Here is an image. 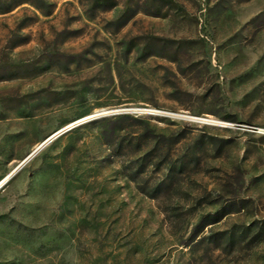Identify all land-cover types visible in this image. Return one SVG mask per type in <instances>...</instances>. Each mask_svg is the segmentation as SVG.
Here are the masks:
<instances>
[{"label":"rangeland","instance_id":"obj_1","mask_svg":"<svg viewBox=\"0 0 264 264\" xmlns=\"http://www.w3.org/2000/svg\"><path fill=\"white\" fill-rule=\"evenodd\" d=\"M67 127L0 264H264V0H0V180Z\"/></svg>","mask_w":264,"mask_h":264},{"label":"bare ground","instance_id":"obj_2","mask_svg":"<svg viewBox=\"0 0 264 264\" xmlns=\"http://www.w3.org/2000/svg\"><path fill=\"white\" fill-rule=\"evenodd\" d=\"M149 109V108H148ZM155 112H160V113H173V112H166V111H163V110H155V109H151ZM174 114H178L180 115L179 113H174ZM89 118V117H88ZM84 119H87V118H82L80 120H78L77 122H81L83 121ZM214 123L216 124H220V125H230L228 122H223V121H219V120H215V119H212L210 118ZM74 123V122H73ZM40 145V143L33 149L35 150L38 146ZM44 146L40 147L35 154H32L30 155L29 157H26L24 160H22L15 168H13L8 174H6L1 180H0V188L13 176L14 172L15 171H18L20 170L33 156H35ZM32 150V151H33Z\"/></svg>","mask_w":264,"mask_h":264},{"label":"built area","instance_id":"obj_3","mask_svg":"<svg viewBox=\"0 0 264 264\" xmlns=\"http://www.w3.org/2000/svg\"><path fill=\"white\" fill-rule=\"evenodd\" d=\"M126 112H135L137 114H148V115L160 114V115H168V116H179V117H183V118H186V119H189L195 122H199V123L220 125V124L214 123L210 118L194 117V116H188L184 114L178 115L174 113H165V112L160 113V112H155L148 108H131V110H128Z\"/></svg>","mask_w":264,"mask_h":264},{"label":"water","instance_id":"obj_4","mask_svg":"<svg viewBox=\"0 0 264 264\" xmlns=\"http://www.w3.org/2000/svg\"><path fill=\"white\" fill-rule=\"evenodd\" d=\"M128 110H131V108L130 109H118V110H112V111H102V112H98V113H96V114H94V115H92V116H89V118H95V117H98V116H102V115H105V114H109V113H117V112H126V111H128ZM89 118H87V119H89ZM222 126H228V125H222ZM69 127H71V126H69ZM69 127H67V128H64L63 130H61L60 132H58L57 134H55V135H53V136H51V137H48L47 139H45L42 143H40V145L35 149V150H33L27 157H29L30 155H32V154H35L36 153V151L40 148V147H42V146H44V145H46L51 139H53L55 136H57L59 133H61V132H63L65 129H68ZM17 171H15L14 172V174L16 173ZM13 174V175H14Z\"/></svg>","mask_w":264,"mask_h":264},{"label":"trees","instance_id":"obj_5","mask_svg":"<svg viewBox=\"0 0 264 264\" xmlns=\"http://www.w3.org/2000/svg\"><path fill=\"white\" fill-rule=\"evenodd\" d=\"M101 1H103V2H106V1H108V0H101ZM103 5H105V3H103ZM150 55H153L152 53H148V54H146V56H150ZM128 117V116H127ZM135 119V118H134ZM227 119V118H226ZM136 120H138V119H136ZM228 120V119H227ZM152 135L154 134V132H152L151 133Z\"/></svg>","mask_w":264,"mask_h":264}]
</instances>
